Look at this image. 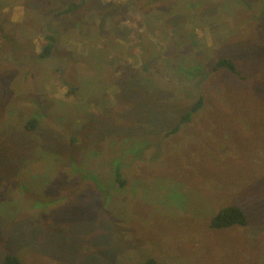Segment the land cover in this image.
Returning a JSON list of instances; mask_svg holds the SVG:
<instances>
[{"label":"rangeland","instance_id":"rangeland-1","mask_svg":"<svg viewBox=\"0 0 264 264\" xmlns=\"http://www.w3.org/2000/svg\"><path fill=\"white\" fill-rule=\"evenodd\" d=\"M227 205L246 225L210 228ZM8 253L264 264V0H0V264Z\"/></svg>","mask_w":264,"mask_h":264},{"label":"trees","instance_id":"trees-1","mask_svg":"<svg viewBox=\"0 0 264 264\" xmlns=\"http://www.w3.org/2000/svg\"><path fill=\"white\" fill-rule=\"evenodd\" d=\"M68 10V9H67ZM60 14V13H57ZM55 36L46 35V44L43 46L39 55L44 57L51 53L53 49V41ZM214 69L217 68H225L228 69L229 72L233 74H238V70L230 58L220 57L216 60L213 66ZM202 106V98L198 97L196 101L193 103V107L190 111L184 113L182 115L183 121H188L193 113L198 111ZM37 125V119L31 118L27 123L26 127L28 129H33ZM174 132V131H173ZM115 182L119 184L120 187H123L126 183L125 178L122 176L120 167L115 168L114 172ZM247 223V216L245 212L236 205H227L226 207L221 208L213 217H211L209 222V227L213 229L226 228L233 225H241L245 226ZM4 264H21V260L12 254L8 253L4 255L3 258ZM141 264H157L154 258H149Z\"/></svg>","mask_w":264,"mask_h":264},{"label":"flooded vegetation","instance_id":"flooded-vegetation-1","mask_svg":"<svg viewBox=\"0 0 264 264\" xmlns=\"http://www.w3.org/2000/svg\"><path fill=\"white\" fill-rule=\"evenodd\" d=\"M153 2V0H149V3H152Z\"/></svg>","mask_w":264,"mask_h":264}]
</instances>
